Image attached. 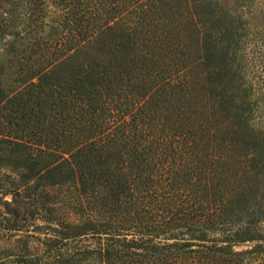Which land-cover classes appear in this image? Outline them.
Instances as JSON below:
<instances>
[{"label": "trees", "instance_id": "trees-1", "mask_svg": "<svg viewBox=\"0 0 264 264\" xmlns=\"http://www.w3.org/2000/svg\"><path fill=\"white\" fill-rule=\"evenodd\" d=\"M0 168V264H264V3L0 0Z\"/></svg>", "mask_w": 264, "mask_h": 264}, {"label": "rangeland", "instance_id": "rangeland-1", "mask_svg": "<svg viewBox=\"0 0 264 264\" xmlns=\"http://www.w3.org/2000/svg\"><path fill=\"white\" fill-rule=\"evenodd\" d=\"M224 2H229V3H234V0H222ZM259 2H262L264 3V0H258ZM5 172H9L7 169H3V168H0V176L2 177L0 179V182H4L2 179L5 178L4 177V174ZM1 184V183H0ZM6 198H10V194H6L5 196ZM2 231H0V248L3 247V246H8L12 243V239L15 237V236H12V233H10L8 231L7 235L5 234H2ZM11 234V235H10ZM249 244V242H246V243H243V244H240L239 246H237L238 248L240 247H245Z\"/></svg>", "mask_w": 264, "mask_h": 264}]
</instances>
